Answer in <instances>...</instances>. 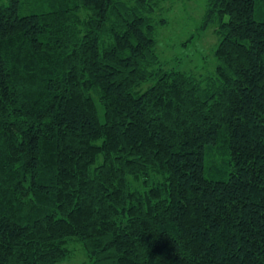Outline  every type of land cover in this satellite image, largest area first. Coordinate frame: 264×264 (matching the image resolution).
I'll list each match as a JSON object with an SVG mask.
<instances>
[{"label": "trees", "instance_id": "trees-1", "mask_svg": "<svg viewBox=\"0 0 264 264\" xmlns=\"http://www.w3.org/2000/svg\"><path fill=\"white\" fill-rule=\"evenodd\" d=\"M162 1L0 4V264H264V0H208L207 79Z\"/></svg>", "mask_w": 264, "mask_h": 264}, {"label": "rangeland", "instance_id": "rangeland-1", "mask_svg": "<svg viewBox=\"0 0 264 264\" xmlns=\"http://www.w3.org/2000/svg\"><path fill=\"white\" fill-rule=\"evenodd\" d=\"M6 2L0 0V4ZM207 4L208 0H165L154 8V52L159 66L179 69L200 79L214 75L217 65L214 49L220 35L215 21L204 24ZM255 17H260L258 12ZM69 249L67 259L58 264L87 263L86 253L78 242H70Z\"/></svg>", "mask_w": 264, "mask_h": 264}]
</instances>
